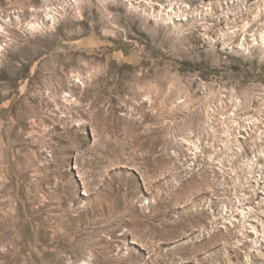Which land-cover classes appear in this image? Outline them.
Wrapping results in <instances>:
<instances>
[{"label": "rangeland", "instance_id": "1", "mask_svg": "<svg viewBox=\"0 0 264 264\" xmlns=\"http://www.w3.org/2000/svg\"><path fill=\"white\" fill-rule=\"evenodd\" d=\"M0 264H264V0H0Z\"/></svg>", "mask_w": 264, "mask_h": 264}, {"label": "bare ground", "instance_id": "2", "mask_svg": "<svg viewBox=\"0 0 264 264\" xmlns=\"http://www.w3.org/2000/svg\"><path fill=\"white\" fill-rule=\"evenodd\" d=\"M172 11H174V10H173V8L171 7L170 9L167 10V13H165V14L168 15V13H169V12H172ZM161 12H162V11H161ZM174 12H175V11H174ZM172 14H173V13H172ZM166 15H165V17L167 18ZM157 16H159V15H157ZM166 18H165V19H166ZM180 19H181V18H180ZM181 20H182V19H181ZM31 26H32V25H31ZM32 27H33V26H32Z\"/></svg>", "mask_w": 264, "mask_h": 264}]
</instances>
